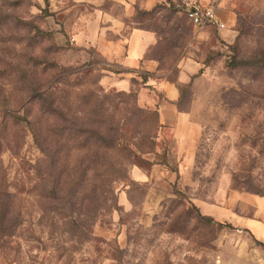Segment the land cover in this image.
<instances>
[{
  "label": "rangeland",
  "instance_id": "1",
  "mask_svg": "<svg viewBox=\"0 0 264 264\" xmlns=\"http://www.w3.org/2000/svg\"><path fill=\"white\" fill-rule=\"evenodd\" d=\"M0 0V264H264V0Z\"/></svg>",
  "mask_w": 264,
  "mask_h": 264
},
{
  "label": "built area",
  "instance_id": "2",
  "mask_svg": "<svg viewBox=\"0 0 264 264\" xmlns=\"http://www.w3.org/2000/svg\"><path fill=\"white\" fill-rule=\"evenodd\" d=\"M186 17L197 27L215 26L224 28L225 22L214 5H203L199 0H179Z\"/></svg>",
  "mask_w": 264,
  "mask_h": 264
},
{
  "label": "crops",
  "instance_id": "3",
  "mask_svg": "<svg viewBox=\"0 0 264 264\" xmlns=\"http://www.w3.org/2000/svg\"><path fill=\"white\" fill-rule=\"evenodd\" d=\"M264 220V219H263ZM242 227L249 228L257 236L264 238V221L258 218H243Z\"/></svg>",
  "mask_w": 264,
  "mask_h": 264
}]
</instances>
